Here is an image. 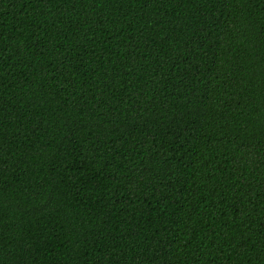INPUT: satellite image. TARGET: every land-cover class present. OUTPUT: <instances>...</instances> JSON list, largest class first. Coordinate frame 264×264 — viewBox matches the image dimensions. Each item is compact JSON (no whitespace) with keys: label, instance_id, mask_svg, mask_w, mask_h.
I'll return each instance as SVG.
<instances>
[{"label":"trees","instance_id":"trees-1","mask_svg":"<svg viewBox=\"0 0 264 264\" xmlns=\"http://www.w3.org/2000/svg\"><path fill=\"white\" fill-rule=\"evenodd\" d=\"M0 264H264V0H0Z\"/></svg>","mask_w":264,"mask_h":264}]
</instances>
